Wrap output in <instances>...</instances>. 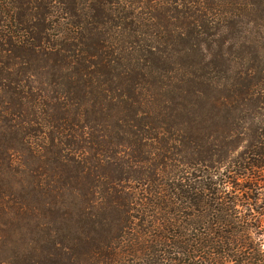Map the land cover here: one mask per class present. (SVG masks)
<instances>
[{
  "label": "trees",
  "instance_id": "obj_1",
  "mask_svg": "<svg viewBox=\"0 0 264 264\" xmlns=\"http://www.w3.org/2000/svg\"><path fill=\"white\" fill-rule=\"evenodd\" d=\"M0 264H264V0H0Z\"/></svg>",
  "mask_w": 264,
  "mask_h": 264
}]
</instances>
